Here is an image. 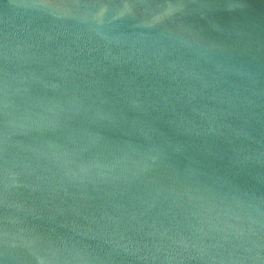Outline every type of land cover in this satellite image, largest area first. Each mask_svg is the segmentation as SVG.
Instances as JSON below:
<instances>
[{
	"label": "water",
	"instance_id": "obj_1",
	"mask_svg": "<svg viewBox=\"0 0 264 264\" xmlns=\"http://www.w3.org/2000/svg\"><path fill=\"white\" fill-rule=\"evenodd\" d=\"M0 264H264V0H0Z\"/></svg>",
	"mask_w": 264,
	"mask_h": 264
}]
</instances>
